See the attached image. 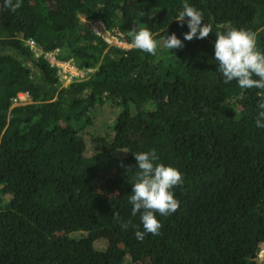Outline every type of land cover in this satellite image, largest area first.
Returning <instances> with one entry per match:
<instances>
[{"label":"trees","instance_id":"1","mask_svg":"<svg viewBox=\"0 0 264 264\" xmlns=\"http://www.w3.org/2000/svg\"><path fill=\"white\" fill-rule=\"evenodd\" d=\"M183 3L21 0L13 12L0 0V264H264L259 90L224 83L214 59L216 33L232 28L254 32L264 51V0H188L212 26L207 38L191 41L187 23L175 19ZM82 15L130 44V31L148 28L157 55L109 44ZM173 33L183 48H164ZM28 38L94 70L63 86ZM20 92L28 101L14 104ZM93 136L104 145L87 155ZM149 150L181 171L184 184L174 189L178 211L157 213L161 233L140 241L129 196L134 153ZM111 164L124 177L116 196L96 179ZM103 237L111 242L99 248Z\"/></svg>","mask_w":264,"mask_h":264},{"label":"clouds","instance_id":"2","mask_svg":"<svg viewBox=\"0 0 264 264\" xmlns=\"http://www.w3.org/2000/svg\"><path fill=\"white\" fill-rule=\"evenodd\" d=\"M21 0H4L3 8L15 12L21 7ZM82 15V19L86 22ZM183 26L187 23L189 31L184 34V40L205 39L212 34V26L205 22L202 11L196 9L184 0L182 10L175 17ZM88 25V24H87ZM89 26V25H88ZM132 37L131 44L126 43L129 50L136 49L152 56L157 55L158 41L153 38V33L148 28H140L138 31L129 32ZM214 44V59L218 65V71L223 75L224 83L237 82L242 91L257 89L260 97L257 103V115L255 124L258 128H264V51L257 46L254 32L232 28L224 33H216ZM119 46V45H118ZM166 49H180L184 47L183 41L175 33L167 35L163 42ZM239 95L225 100V104L234 103ZM138 171L135 173L132 183L129 202L132 204V215L140 213L143 231L135 232L136 239L143 241L145 234L159 235L163 224L159 216L167 217L180 207V201L176 198L174 189L184 184V175L176 167L157 163L159 157L155 150L134 153ZM117 221L121 218L114 214ZM129 222H122L121 228L127 229Z\"/></svg>","mask_w":264,"mask_h":264},{"label":"built area","instance_id":"3","mask_svg":"<svg viewBox=\"0 0 264 264\" xmlns=\"http://www.w3.org/2000/svg\"><path fill=\"white\" fill-rule=\"evenodd\" d=\"M86 23L91 27L97 34H101L108 41L109 44L125 45L126 43L117 35L112 34L104 21L101 19L84 18ZM35 56L43 55L48 59L52 66L57 68V72L60 75L61 84L67 85L72 81L80 80L88 77L89 74L94 70L93 67H79L76 62L70 58L68 60L61 59L58 57L59 48L54 50L44 51L42 47L37 43L36 39L28 38L26 40ZM28 95L24 92L18 93V96L14 97V104H21L28 101Z\"/></svg>","mask_w":264,"mask_h":264},{"label":"rangeland","instance_id":"4","mask_svg":"<svg viewBox=\"0 0 264 264\" xmlns=\"http://www.w3.org/2000/svg\"><path fill=\"white\" fill-rule=\"evenodd\" d=\"M119 110H121V107L118 106L116 109V114H118ZM101 138V137H100ZM110 140L108 137L107 142ZM104 145L103 139L99 140V137L93 136V137H87V148H86V154L92 155L95 153V150H99ZM123 175L118 170V167L116 164H111L106 167H100L98 169L97 173V182L99 184V187L108 195L110 196H116L119 188L123 184ZM81 232L80 231H71L69 232V235L71 236H79ZM109 242H111L110 237H103L101 240L96 241L97 247H105ZM261 253V251H260ZM260 255V254H259Z\"/></svg>","mask_w":264,"mask_h":264},{"label":"water","instance_id":"5","mask_svg":"<svg viewBox=\"0 0 264 264\" xmlns=\"http://www.w3.org/2000/svg\"><path fill=\"white\" fill-rule=\"evenodd\" d=\"M259 247L261 248V253L259 255V261L263 263L264 262V240L259 243Z\"/></svg>","mask_w":264,"mask_h":264}]
</instances>
